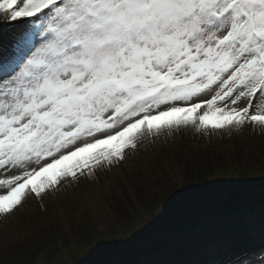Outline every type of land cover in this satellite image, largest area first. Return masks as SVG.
<instances>
[{
    "label": "snow or ice",
    "instance_id": "obj_1",
    "mask_svg": "<svg viewBox=\"0 0 264 264\" xmlns=\"http://www.w3.org/2000/svg\"><path fill=\"white\" fill-rule=\"evenodd\" d=\"M250 130H264V0H0V219L98 184L149 145L159 155L175 134ZM164 167L157 214L119 237L97 216L72 264L132 244L170 201L264 184V167L215 180ZM229 264H264V247Z\"/></svg>",
    "mask_w": 264,
    "mask_h": 264
},
{
    "label": "rangeland",
    "instance_id": "obj_2",
    "mask_svg": "<svg viewBox=\"0 0 264 264\" xmlns=\"http://www.w3.org/2000/svg\"><path fill=\"white\" fill-rule=\"evenodd\" d=\"M257 142L264 146V130L234 132L223 138L178 133L167 138L168 146L161 147L159 155H151V145L142 148L137 158L114 174H106L98 184L69 185L47 198L43 206L40 202L25 203L10 220L0 219V263L12 246L23 245L45 230L41 239L55 235V246L43 249L30 264H72L77 245L92 238L97 216H104L119 237L157 214L166 203L163 197L156 213H148L139 194L142 190L151 198L156 195L153 187L165 178V165L188 170L210 159L215 170L235 173L239 171L236 163ZM228 187L213 185L206 194L187 199L178 207L179 198L168 202L161 217L140 238L117 248L99 247L87 258V264H182L201 259L229 264L250 250L264 247L261 196L254 193L241 204L235 200L241 194L225 191ZM79 230L88 235L79 238ZM41 239L39 247L50 241Z\"/></svg>",
    "mask_w": 264,
    "mask_h": 264
},
{
    "label": "trees",
    "instance_id": "obj_3",
    "mask_svg": "<svg viewBox=\"0 0 264 264\" xmlns=\"http://www.w3.org/2000/svg\"><path fill=\"white\" fill-rule=\"evenodd\" d=\"M222 163V162H221ZM221 163L219 162V166L221 167ZM237 170H241L242 168H248L253 171H259L262 167H264V146L260 143H255V146L250 151L249 154H243L238 161V164L235 165ZM219 170V169H218ZM190 174H199V173H212L210 179H212L213 175L215 174V168L212 166L211 160H204L202 165H199L194 168L193 166L189 167L187 170ZM261 188L264 191V184H255L251 186H247V191L239 196V199H235L236 197H232V199L239 200L241 204H244L247 198H250L255 195L261 196V192H258ZM151 196V195H150ZM139 199L141 200V204L143 209L148 213H156L160 206V200H157V196L153 195L152 198L149 195L145 194L142 190H140ZM261 200V197H259ZM163 206V205H162ZM165 209V208H164ZM45 233L44 231L39 232L36 237H32L28 242L24 243L23 245H18L16 247L12 246L8 249L6 257L1 261L0 264H30V260L35 262L43 252V249L48 248L49 246H55V241H57V236L49 235L46 239H41V234ZM82 234V235H81ZM88 235V232L85 230H79L78 236L80 238ZM50 240L46 242L44 245L39 247L38 242L39 240ZM52 239V240H51ZM42 250V251H41Z\"/></svg>",
    "mask_w": 264,
    "mask_h": 264
}]
</instances>
